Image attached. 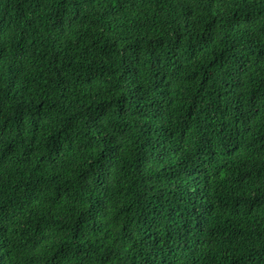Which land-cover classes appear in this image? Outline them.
Returning a JSON list of instances; mask_svg holds the SVG:
<instances>
[{"label":"trees","instance_id":"obj_1","mask_svg":"<svg viewBox=\"0 0 264 264\" xmlns=\"http://www.w3.org/2000/svg\"><path fill=\"white\" fill-rule=\"evenodd\" d=\"M0 264H264V0H0Z\"/></svg>","mask_w":264,"mask_h":264}]
</instances>
